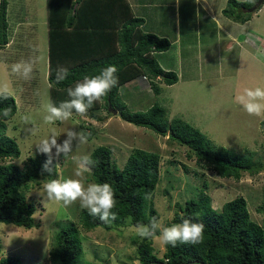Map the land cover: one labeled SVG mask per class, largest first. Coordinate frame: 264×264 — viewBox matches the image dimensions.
Masks as SVG:
<instances>
[{
  "label": "rangeland",
  "instance_id": "1",
  "mask_svg": "<svg viewBox=\"0 0 264 264\" xmlns=\"http://www.w3.org/2000/svg\"><path fill=\"white\" fill-rule=\"evenodd\" d=\"M220 2L224 3V0H216L213 9L217 10L222 4ZM251 2L253 6L256 1ZM35 3L36 9H32L35 11L33 27L29 26L27 18L22 21L19 19L24 17L26 8L30 6H26L22 0H10L8 4L10 34L9 43L0 52V80L10 83L17 104L16 113L5 121V134L16 141L20 154L16 158H0V163L13 162L23 169L29 157L40 154L35 145L51 135L53 129L58 136V143H62L69 130L78 132L82 131V127L88 130L92 128L94 134L87 144L80 145L76 150L74 142L75 155H89L95 147L104 145L110 148L114 162L121 168L133 148L160 154V174L152 203L159 213L158 218L165 225L173 224L174 212L178 210L176 203L184 205L186 200L198 198L203 191V195L206 193L210 196L211 206L216 209L238 195L243 196L251 219L264 229V212L258 209L264 204V168L254 174L245 172L239 180L222 178L206 163H197L185 145L173 140L172 144L167 136L128 123L118 115L111 116L105 108L100 110L101 120L73 114L66 122L45 124L43 116L50 103L47 25L44 18L47 9L41 0ZM182 9L183 20L189 21L191 7L183 4ZM227 20L244 27H234L240 31L236 36H228L219 26L222 34L218 41L213 30L216 27L214 24L204 25L201 22L199 25L192 20L187 26L181 27L178 56L186 60L191 55V51L186 50L187 46H199L203 48V56L212 55L214 58L208 72L204 70L203 80L197 78L193 82H184L180 79L172 85L157 80L161 87L158 95L154 94L148 80H144V83L135 80L137 91L135 89L134 97L123 100V103L126 110L131 112L145 111L157 103L167 109L169 119L181 117L215 145L250 154L254 161L264 163V132L260 127L264 117L250 116L235 100L237 93L246 87H264V11L260 10L245 23ZM206 34H209L207 39ZM165 51H155V57L161 64L168 65L174 61L176 49L174 53ZM29 58L38 59L33 78L24 81L11 72V65ZM24 115L31 117L30 124H24ZM32 127L37 129L36 135L30 134L29 129ZM53 158L59 165L56 178H75L76 164L73 159L64 160L63 156L56 158L55 149ZM47 180L39 177V183L32 184L31 189L26 191L28 200L35 205L33 216L39 226L26 229L0 223L1 257H20L21 264H61L50 257L55 247L53 237L61 225L74 222L78 225L84 251L76 264H139L135 247L142 238L136 234L133 225L126 224L110 230L102 226L84 229L78 222L82 210L79 203L67 208L55 202L45 203L43 184ZM83 182L85 185L94 183L90 171L85 173ZM153 246L156 256L162 258L165 246L158 241H153Z\"/></svg>",
  "mask_w": 264,
  "mask_h": 264
},
{
  "label": "trees",
  "instance_id": "2",
  "mask_svg": "<svg viewBox=\"0 0 264 264\" xmlns=\"http://www.w3.org/2000/svg\"><path fill=\"white\" fill-rule=\"evenodd\" d=\"M10 0H0V52L9 43L8 4ZM252 0H227L223 14L229 19L245 23L251 19L248 8ZM255 1V0H253ZM26 13L22 21L34 22L36 0H22ZM47 9V53L48 82L50 103L59 105L69 99L67 88L81 81L84 76H94L108 66L118 68L119 86L114 88L102 103L94 104L83 116L97 120L103 119L100 110L105 108L112 115L134 125L145 127L158 135L167 136L169 142L176 141L192 152L197 163H206L208 167L222 178L239 180L242 174L257 173L264 168V163L256 162L250 154H241L223 146L215 145L198 128L181 117L168 118L167 109L157 103L145 111H128L123 100L134 97V81L144 78L155 95L161 91L158 82L172 85L177 82V74L165 71L159 65L154 52L164 51L170 47L167 38L145 32L141 26L143 18L132 16L129 6L123 0H41ZM118 2L119 7H115ZM21 4V3H20ZM104 8L121 10V17ZM31 9V11H30ZM106 13V15H105ZM32 17V18H29ZM110 18V19H109ZM121 19L122 26L116 27L111 20ZM104 20V21H103ZM35 23V22H34ZM100 23V24H99ZM121 23V22H120ZM108 34L104 37V34ZM113 34V35H111ZM112 39V43L94 48ZM94 48H93V47ZM107 48V49H105ZM63 66L69 69L68 78L60 84L55 82L56 70ZM157 80H159L157 82ZM132 82V84H131ZM137 91V89H136ZM108 106L116 109L113 114ZM11 107L10 119L17 111L13 95L0 99V108ZM75 114V113H74ZM77 115V114H75ZM106 118V117H105ZM82 127V126H81ZM264 132V119L260 121ZM6 123L0 121V158H16L20 149L16 141L5 134ZM93 132H92V131ZM82 127V131L94 134L91 128ZM173 140V141H172ZM96 161L90 174L94 183H108L112 186L117 200V220L111 224L102 223L98 217L90 216L82 209L78 222L86 230L102 226L107 230L123 225L137 223L148 224L153 217H159L152 198L160 174V154L142 148H133L123 167H118L113 160L109 147L100 145L89 154ZM48 157L39 154L29 157L24 168L13 162L0 163V223L13 224L29 229L39 226L34 218L35 205L29 201L26 191L32 184L39 183V177L56 179V162L52 157V167L56 170L51 177L42 174V166ZM172 223H180L188 218L205 225V240L201 245L179 244L176 247L165 246L162 258L154 252L152 240L141 239L135 247V256L139 264H264V229L252 220L246 199L238 195L224 202L220 209L211 206V198L203 191L196 199H188L184 205L176 203ZM264 212V204L259 206ZM264 214V213H263ZM55 247L50 252L53 261L61 264H76L83 255V243L79 236L78 225L68 222L54 234ZM0 243V254H1ZM191 262V263H189ZM0 264H21L20 257L0 256Z\"/></svg>",
  "mask_w": 264,
  "mask_h": 264
},
{
  "label": "clouds",
  "instance_id": "3",
  "mask_svg": "<svg viewBox=\"0 0 264 264\" xmlns=\"http://www.w3.org/2000/svg\"><path fill=\"white\" fill-rule=\"evenodd\" d=\"M263 4L255 10L258 11ZM255 10L250 12L248 8L251 17L253 13L257 12ZM37 59L29 58L14 63L11 65V72L24 81H29L33 78ZM117 73L118 68L115 65H108L102 68L97 75L84 76L74 86L67 88L68 100L62 101L58 106L52 103L47 105L43 122L47 125H55L57 122L68 121L74 113L85 116L94 104L102 103L103 98L119 86ZM69 74L68 68L58 67L55 82L57 84L62 83ZM10 95H12L10 83L7 80H0V99L6 100ZM235 100L250 116L264 117V87H246L237 93ZM11 111V107L0 108V121H6L10 117ZM22 120L26 125L31 123L29 115L22 116ZM29 132L31 135H36L37 129L32 127ZM89 135L84 131L69 130L66 132L67 138L62 143H58V136L53 129L51 135L41 139L35 145L39 153L48 157L42 166V174L47 173L51 177L56 168L59 167L58 164L55 170L52 167L54 149L56 158L61 156L64 160L71 158L76 164L75 178L48 179L43 184L45 203L55 202L62 204L65 208L79 203V206L86 209L90 216L98 217L102 223L111 224L117 220L115 211L117 200L112 186L108 183L85 185L83 177L95 166L96 161L90 155H75L73 151L74 142L76 150H78L80 145L88 143ZM134 227L140 238L158 241L164 246L176 247L178 243L196 246L203 244L205 240V225L188 218L183 219L180 223L165 225L161 219L153 217L148 224L137 223Z\"/></svg>",
  "mask_w": 264,
  "mask_h": 264
},
{
  "label": "crops",
  "instance_id": "4",
  "mask_svg": "<svg viewBox=\"0 0 264 264\" xmlns=\"http://www.w3.org/2000/svg\"><path fill=\"white\" fill-rule=\"evenodd\" d=\"M215 1L216 0H194L193 2L186 0H123V2L128 4L132 16L143 18V24L141 28L145 32L153 33L155 35L159 34L162 36H157H165L164 38L167 37V39H170H168L170 42V47L164 51L174 53L176 49V53L173 56L174 61L168 65L161 64L159 60L157 61L164 70L174 71L178 76V82L180 79L184 82H193L197 78L199 81L203 80L204 78L202 77V74L204 70L208 72L211 65L210 63L214 61L212 55L203 56V48L199 46H187L186 50L191 51V55L186 60H183L180 56H178V43L182 26H187L190 22H192V20L198 22L199 25L201 22H204V25L214 24L216 27L213 30L215 32L217 41L222 34V30L219 28V26L222 27L223 33L228 36H236V33L240 31L234 29V27H239L240 29L244 27L237 23L229 22L227 20L228 17L226 18V16L223 14L222 10L226 5L227 0H224V3L220 2L222 4H220L217 10L213 9ZM183 4L189 5L191 7V16L189 17V21L183 20ZM118 5L119 4L117 2L115 7H119ZM262 7L256 13H253L252 17L256 16L260 10L264 11V8ZM106 9L112 11L111 13H116V19L121 17V10L114 8H104L102 11H105ZM44 18L46 19L45 23L48 28L46 16ZM122 22L123 21H121V19L118 21V23L111 20V23H113L116 27L114 32H116L122 26ZM29 26H35V23L30 22ZM209 34H206V39L208 38ZM107 35L108 34L105 33L104 37ZM189 41L192 42L193 39L190 38ZM109 43H112V39H104L103 43L100 45L98 43L96 47L94 46L95 48L93 46L92 47L95 50H98V48L102 46V50L103 47H106ZM144 80V78L138 79V81L142 83H144Z\"/></svg>",
  "mask_w": 264,
  "mask_h": 264
},
{
  "label": "water",
  "instance_id": "5",
  "mask_svg": "<svg viewBox=\"0 0 264 264\" xmlns=\"http://www.w3.org/2000/svg\"><path fill=\"white\" fill-rule=\"evenodd\" d=\"M262 3H264V0H257V1L255 2V4L249 8V11H250V12L254 11V10H255L257 7H259ZM108 110H110L113 114H116V113H117V110H116V109H112L111 106H108ZM189 263H191V262H189ZM161 264H166V263L162 262Z\"/></svg>",
  "mask_w": 264,
  "mask_h": 264
}]
</instances>
